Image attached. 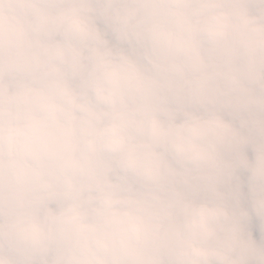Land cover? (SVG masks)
Segmentation results:
<instances>
[{
	"label": "clouds",
	"instance_id": "9594fccd",
	"mask_svg": "<svg viewBox=\"0 0 264 264\" xmlns=\"http://www.w3.org/2000/svg\"><path fill=\"white\" fill-rule=\"evenodd\" d=\"M0 264H264V0H0Z\"/></svg>",
	"mask_w": 264,
	"mask_h": 264
}]
</instances>
